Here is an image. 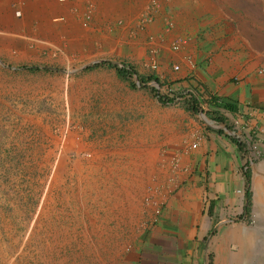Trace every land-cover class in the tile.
Returning a JSON list of instances; mask_svg holds the SVG:
<instances>
[{"label":"crops","instance_id":"0c3cea01","mask_svg":"<svg viewBox=\"0 0 264 264\" xmlns=\"http://www.w3.org/2000/svg\"><path fill=\"white\" fill-rule=\"evenodd\" d=\"M123 49L143 83L133 96L111 78L106 93L111 103L130 100L132 156H156L149 179L128 194L140 207L134 198V223L121 226L123 264H264V0H0L5 65L81 63ZM99 65L82 69L99 82L113 76ZM147 82L170 102L156 101ZM233 131L256 145L252 163ZM153 203L155 222L138 226Z\"/></svg>","mask_w":264,"mask_h":264},{"label":"rangeland","instance_id":"374dc122","mask_svg":"<svg viewBox=\"0 0 264 264\" xmlns=\"http://www.w3.org/2000/svg\"><path fill=\"white\" fill-rule=\"evenodd\" d=\"M133 57L123 49L81 63L60 56L23 64L34 71L0 61V264H123L128 248L120 242L129 237L121 226L134 223V198L140 207L138 194H128L149 179L156 158L132 156L130 100L111 103L106 93L118 77L134 96ZM100 63L112 64L103 82L82 69ZM153 210L148 221L140 213L138 226L155 222Z\"/></svg>","mask_w":264,"mask_h":264},{"label":"built area","instance_id":"2783aa9c","mask_svg":"<svg viewBox=\"0 0 264 264\" xmlns=\"http://www.w3.org/2000/svg\"><path fill=\"white\" fill-rule=\"evenodd\" d=\"M58 1H63V0H58ZM177 48H178L177 44H175V43L172 44V46H171L172 50H176ZM151 67L153 68L154 65L152 64ZM174 69H176V68L174 67ZM134 84L136 85V87H140L142 83H139L138 79H137V80H134ZM147 84L150 87H154L157 90L159 89L158 85L155 84L154 82H147ZM156 95H157V93H156ZM189 96H190V94L187 97H189ZM156 97H158V95ZM179 100H181V98L175 97V98H173L172 102H178ZM200 116L204 117V115L202 113H200ZM202 119L204 120L205 117ZM231 135H232L233 139L237 141V144L244 150V152L246 154L245 155L246 156V161H245L246 164L252 163L253 160L255 159L256 153H257L256 145L250 140V137L245 135V134H237L236 131H233V132H231ZM189 148H191V149L195 148V144H191L189 146ZM177 161H178L177 158H172L170 161V166L172 168H175L177 165ZM153 206H154L153 214H154V216L157 217L160 213V205L153 203Z\"/></svg>","mask_w":264,"mask_h":264},{"label":"trees","instance_id":"16d2710c","mask_svg":"<svg viewBox=\"0 0 264 264\" xmlns=\"http://www.w3.org/2000/svg\"><path fill=\"white\" fill-rule=\"evenodd\" d=\"M105 65H107V66H109V67H111L112 65L111 64H105ZM23 69H27V70H31V71H34V70H32V69H35L34 67H25V68H23ZM117 74H118V76L120 77V78H125L126 76H128V73L125 71V70H123V69H117ZM148 80H150V79H148ZM138 82L139 83H143V81H140V80H138ZM157 99H158V101L160 102V103H163V104H165V103H169L170 102V100L169 99H165V98H162V97H157ZM195 99H193L192 98V100H191V103L194 101ZM190 105V104H189ZM190 110L193 112V111H196V109H197V104H195V102L193 103V104H191L190 106Z\"/></svg>","mask_w":264,"mask_h":264}]
</instances>
